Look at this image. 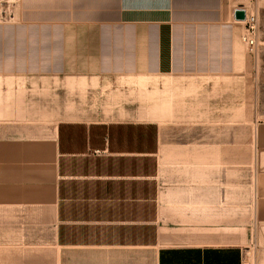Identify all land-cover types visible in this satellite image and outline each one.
I'll return each mask as SVG.
<instances>
[{
    "label": "crops",
    "instance_id": "0c3cea01",
    "mask_svg": "<svg viewBox=\"0 0 264 264\" xmlns=\"http://www.w3.org/2000/svg\"><path fill=\"white\" fill-rule=\"evenodd\" d=\"M246 1L0 0V264H264V127L250 191L215 142Z\"/></svg>",
    "mask_w": 264,
    "mask_h": 264
},
{
    "label": "rangeland",
    "instance_id": "374dc122",
    "mask_svg": "<svg viewBox=\"0 0 264 264\" xmlns=\"http://www.w3.org/2000/svg\"><path fill=\"white\" fill-rule=\"evenodd\" d=\"M246 3L249 11L259 16L258 49L246 50V67L232 77L233 81H238V85L241 82L242 87H232L223 96H217V119L214 124L215 142L231 144L230 151L224 154L231 159L232 177L240 174L241 163V174L247 175L250 191V184L257 176L259 133L264 127V1L247 0ZM10 11V8L2 7L0 21H5L4 16H9ZM219 91L217 89V95H220ZM221 100L230 102L221 103ZM221 116L226 118L220 119Z\"/></svg>",
    "mask_w": 264,
    "mask_h": 264
},
{
    "label": "built area",
    "instance_id": "2783aa9c",
    "mask_svg": "<svg viewBox=\"0 0 264 264\" xmlns=\"http://www.w3.org/2000/svg\"><path fill=\"white\" fill-rule=\"evenodd\" d=\"M247 10V9H246ZM245 24V32L242 35V40L249 50L258 49L259 45V16L256 13L247 10ZM242 264H254L251 259H243Z\"/></svg>",
    "mask_w": 264,
    "mask_h": 264
},
{
    "label": "water",
    "instance_id": "95a60500",
    "mask_svg": "<svg viewBox=\"0 0 264 264\" xmlns=\"http://www.w3.org/2000/svg\"><path fill=\"white\" fill-rule=\"evenodd\" d=\"M234 16H235V19L236 20H239V21L246 20V17H247V10H246V8H244V7H238L234 11Z\"/></svg>",
    "mask_w": 264,
    "mask_h": 264
}]
</instances>
